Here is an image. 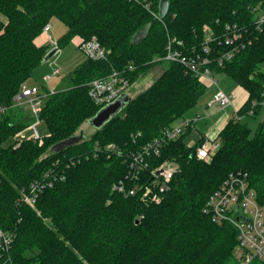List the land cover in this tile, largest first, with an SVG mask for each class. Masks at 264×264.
Returning a JSON list of instances; mask_svg holds the SVG:
<instances>
[{
  "label": "trees",
  "instance_id": "16d2710c",
  "mask_svg": "<svg viewBox=\"0 0 264 264\" xmlns=\"http://www.w3.org/2000/svg\"><path fill=\"white\" fill-rule=\"evenodd\" d=\"M169 2L167 15L158 18L154 13L159 12L160 0L153 1L152 11L130 0H0V107L4 108L0 228L14 235L9 250L0 249V264H237L236 228L229 222L215 223L203 208L229 174L240 170L248 172L264 204V122L253 133L242 119L229 120L208 160L196 155L205 139L187 145L185 131L167 141L160 155L148 158L138 183L143 187L152 180L153 169L174 159L176 172L159 202L143 200L142 190L125 195L112 188L121 180L128 188L137 184L127 178V154L174 125L207 91L205 82L186 72L181 63L161 59L169 38L182 40L188 53L202 52L206 25L219 31L226 24L249 26L255 17L253 7L264 4V0ZM53 18L67 27L58 47L74 37L83 41L94 36L109 51L108 57L86 58L72 72L69 88L45 97L39 116L48 124L49 135L42 136V142L17 138L34 118L29 110L16 117L14 97L50 51L36 39ZM212 45L208 56L214 58L222 48ZM157 62L168 64L163 75L91 138L60 153L52 150L98 112L89 95L92 79L118 69L131 81ZM261 64L264 29L232 60L211 64L215 74L230 76L247 90L248 99L238 110L243 117L249 116L252 102L262 98ZM261 109L258 106L254 115ZM110 143L123 154L109 156L105 147ZM51 172L63 173L65 179L44 189L34 205L21 200L22 189Z\"/></svg>",
  "mask_w": 264,
  "mask_h": 264
},
{
  "label": "built area",
  "instance_id": "2783aa9c",
  "mask_svg": "<svg viewBox=\"0 0 264 264\" xmlns=\"http://www.w3.org/2000/svg\"><path fill=\"white\" fill-rule=\"evenodd\" d=\"M141 4L146 9L151 10L154 0H130ZM152 11V10H151ZM254 20L251 25L226 24L219 31L213 26L204 27L205 43L202 52L188 53L184 51L185 44L177 37H170L166 46V55L161 59L164 61H176L181 63L186 72H191L202 81H210L213 85L219 86L216 80L217 74L213 71L211 64L216 61L223 65L226 61L232 60L238 53L252 45L258 38L260 32L264 29V4H258L253 7ZM161 18L158 13H154ZM44 33L49 35V42L57 44L50 36L51 24L44 27ZM222 48L214 58L208 56L213 51V45ZM58 45V44H57ZM79 49L86 58L92 60H106L109 51L101 42L92 37L78 43ZM130 70L134 66H130ZM61 70L54 68L51 75H46L44 80L48 83L54 76L59 75ZM130 86L129 78L123 71L113 69L106 76H99L89 83V95L99 109L115 101L123 93H126ZM52 91H41L35 84L23 83L20 91L14 97L15 105L27 104L28 110L33 116L35 122L27 128L33 131L31 138L42 142L37 124L41 121L40 111L42 110L44 99ZM211 104L220 108L233 105V95L219 88L213 97ZM258 106L264 107V91L260 101H253L247 115L252 116ZM239 110V109H238ZM235 110L234 118L242 119L243 115ZM4 111L0 107V115ZM198 118L182 117L171 127L166 128L163 133L145 144L137 151H131L127 155L129 164L130 180L137 184L128 188L126 183L121 180L113 184V190L124 193L125 195H136L142 190V199L159 202L163 195L169 190L170 182L176 172L175 167H156L152 170V180L146 185L139 186L141 183V174L148 167V158L161 154L163 145L169 141L181 136L185 130L191 127ZM26 128V129H27ZM25 129V130H26ZM25 130L17 134V138H24ZM19 145V142L16 146ZM219 146L217 141H205L202 146L197 148L196 155L200 159L208 160L211 152ZM96 149H99L97 147ZM105 152L109 156L113 154L122 155L123 150L115 143H110L105 147ZM108 151V152H107ZM98 154V152H97ZM65 179L63 173L51 172L43 179L33 181L27 189H22L21 200L30 205H34L40 193L47 187H53L55 183ZM204 213L209 215L217 224L226 222L231 223L238 233V244L235 249V258L237 264H251L255 260L264 261V204L258 199L256 190L251 186L249 174L246 171H236L220 184V186L210 195L204 208ZM14 235L11 232L0 228V249L8 251L12 245Z\"/></svg>",
  "mask_w": 264,
  "mask_h": 264
},
{
  "label": "rangeland",
  "instance_id": "374dc122",
  "mask_svg": "<svg viewBox=\"0 0 264 264\" xmlns=\"http://www.w3.org/2000/svg\"><path fill=\"white\" fill-rule=\"evenodd\" d=\"M2 18L3 20H5L4 16H2ZM50 24L51 31L49 34L54 39V41L57 42L58 39L67 31V27L58 18H53L50 21ZM80 40V37H74L65 46L58 47L57 44H51L49 42V35L44 33L43 31V33L40 34L36 39L37 44L48 45L50 50L57 48V52L51 59L44 60V62L33 71L32 76L29 79V83L37 85L42 92H45L44 89H48L52 92H57L69 88L71 85L72 72L85 59V55L78 47V43ZM167 67V62H157L148 67L146 70L139 71L138 75L131 79L127 93L132 97V99L137 97L139 94H141L142 92L147 90L151 85H153L157 81V79L163 75ZM54 68H59L61 70V73L59 75L54 76L47 83L44 78L46 75H51L53 73ZM263 68L264 66L263 64H261L259 69ZM218 79L219 86L215 87H211L212 83L210 81L207 80L205 82L207 86L206 93L199 99V101L194 107H192L190 110H188V112H186L187 116H191L196 113H199L200 115H206V113L209 112L208 110L206 111V105L210 103L219 88L223 89L227 93H234V95L240 99L244 97V95L246 96V92L234 78L222 74L218 76ZM208 107L210 109H214L215 111L213 113H209L208 116L205 117L206 119L203 120V122L201 121V126L204 129H208L212 126L215 127L217 121L223 116L224 113V111L218 110L215 105H208ZM14 111L16 117H22L24 114L23 111H28V106L25 103L17 105L16 107H14ZM226 111H229V109H226ZM244 121L247 122L252 132L255 133L260 124L264 122V108L263 111H261L259 115H257V117L245 118ZM30 122L33 123L35 122V120L31 119ZM37 129L41 136L49 135V127L45 121H40L37 124ZM81 130L84 131V134L87 138H91L96 131L95 127L91 125L88 120L81 125L80 130H78L77 133H79V131ZM32 134L33 131L27 128L25 130L24 137H31ZM14 140L15 137L10 139V141L7 142V145H9ZM187 142L188 144H191L192 142H194V139L188 137ZM160 166L177 168V162L174 159L167 158L163 160L158 167Z\"/></svg>",
  "mask_w": 264,
  "mask_h": 264
},
{
  "label": "water",
  "instance_id": "95a60500",
  "mask_svg": "<svg viewBox=\"0 0 264 264\" xmlns=\"http://www.w3.org/2000/svg\"><path fill=\"white\" fill-rule=\"evenodd\" d=\"M169 0H160L159 4V15L160 17H165L169 11ZM57 52V48L50 50L45 56V60L51 59ZM132 97L126 92L123 93L112 103L106 105L105 107L98 110V112L91 117L88 121L95 129L102 128L106 123H108L115 115L119 114L131 101ZM84 131H79V133L72 135L71 137L64 139L56 143L52 150L55 153H60L66 148L79 143L85 138Z\"/></svg>",
  "mask_w": 264,
  "mask_h": 264
},
{
  "label": "crops",
  "instance_id": "0c3cea01",
  "mask_svg": "<svg viewBox=\"0 0 264 264\" xmlns=\"http://www.w3.org/2000/svg\"><path fill=\"white\" fill-rule=\"evenodd\" d=\"M86 59V57H85ZM84 59V60H85ZM221 75V74H217L216 76V80L218 81V85H219V79H218V76ZM206 82V81H204ZM216 85H213L211 87H215ZM242 87V86H241ZM243 88V87H242ZM243 90L246 92V96L244 95V97H242L241 99L240 98H237L234 93H230L233 95V105L231 106H228V107H225V108H220L218 107L217 105H215L217 107L218 110H221V111H224L223 113V116L217 121L215 127L212 126L208 129H204L202 126H201V121L203 122V120H205L206 116H208L209 113H213L215 110L214 109H210L208 107V105H214V104H211V101L210 103H208L206 106V111L208 110L209 112L206 113V115H200L199 113H196V114H193L191 116H187L185 114L184 117H188V118H198L196 120V122L189 128H187L185 131H186V138H185V142L187 145H193V143H197V141H199L200 139H205V141L209 142V141H217V137L219 135V132L221 131V129L226 125V123L233 119L234 118V114H235V110L239 109L245 102L246 100L248 99V92L245 88H243ZM54 92V91H53ZM263 108L254 116H245L242 118V120L244 121L245 118H250V117H257V115H259V113L261 111H263ZM216 109V110H217ZM226 109H229V111H226ZM25 112V111H24ZM193 138L194 139V142H192L191 144H188L187 142V138Z\"/></svg>",
  "mask_w": 264,
  "mask_h": 264
}]
</instances>
